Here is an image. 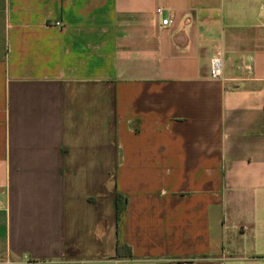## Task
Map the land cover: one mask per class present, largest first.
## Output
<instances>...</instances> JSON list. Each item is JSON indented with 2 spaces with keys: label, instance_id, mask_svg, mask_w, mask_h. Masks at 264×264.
<instances>
[{
  "label": "crops",
  "instance_id": "crops-1",
  "mask_svg": "<svg viewBox=\"0 0 264 264\" xmlns=\"http://www.w3.org/2000/svg\"><path fill=\"white\" fill-rule=\"evenodd\" d=\"M261 254L264 0H0V264Z\"/></svg>",
  "mask_w": 264,
  "mask_h": 264
},
{
  "label": "built area",
  "instance_id": "built-area-1",
  "mask_svg": "<svg viewBox=\"0 0 264 264\" xmlns=\"http://www.w3.org/2000/svg\"><path fill=\"white\" fill-rule=\"evenodd\" d=\"M154 12L157 15H161L162 7L156 6ZM170 19L167 16L161 17L159 20L160 25H166L170 23ZM55 24H60L58 21H55ZM221 67H222V57L219 51H214L208 61V75L211 78H219L221 76ZM256 259V264H264V254L254 257Z\"/></svg>",
  "mask_w": 264,
  "mask_h": 264
},
{
  "label": "trees",
  "instance_id": "trees-1",
  "mask_svg": "<svg viewBox=\"0 0 264 264\" xmlns=\"http://www.w3.org/2000/svg\"><path fill=\"white\" fill-rule=\"evenodd\" d=\"M115 216L117 218L121 208H122V201H121V197L119 194H115ZM125 249L126 248V252L127 253V246L125 245H116V248H115V254L116 255H121L124 251L122 249Z\"/></svg>",
  "mask_w": 264,
  "mask_h": 264
}]
</instances>
